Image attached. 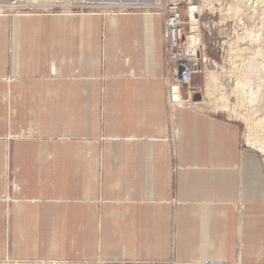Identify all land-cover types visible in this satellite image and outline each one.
Here are the masks:
<instances>
[{
	"label": "crops",
	"instance_id": "0c3cea01",
	"mask_svg": "<svg viewBox=\"0 0 264 264\" xmlns=\"http://www.w3.org/2000/svg\"><path fill=\"white\" fill-rule=\"evenodd\" d=\"M165 45L158 14L0 15V264H264L261 158L168 103Z\"/></svg>",
	"mask_w": 264,
	"mask_h": 264
},
{
	"label": "rangeland",
	"instance_id": "374dc122",
	"mask_svg": "<svg viewBox=\"0 0 264 264\" xmlns=\"http://www.w3.org/2000/svg\"><path fill=\"white\" fill-rule=\"evenodd\" d=\"M173 5L185 21L189 12L193 24L197 21L195 34L189 36L192 42L198 38L201 72L195 76L200 78L201 85L194 87L191 81L189 89H181L180 100L173 98L172 68L165 62L168 103L199 106L212 115L238 123L241 147L259 154L264 171V0H0V15L105 17L148 13L158 14L163 23L165 11ZM4 264L88 263L7 260Z\"/></svg>",
	"mask_w": 264,
	"mask_h": 264
},
{
	"label": "built area",
	"instance_id": "2783aa9c",
	"mask_svg": "<svg viewBox=\"0 0 264 264\" xmlns=\"http://www.w3.org/2000/svg\"><path fill=\"white\" fill-rule=\"evenodd\" d=\"M185 21L177 6L165 11L163 28L166 34L165 62L172 68V97H179L181 89H189L194 76L201 72V54L198 49V38L190 41V36L197 30V21L193 24L190 18ZM181 98L179 97V100Z\"/></svg>",
	"mask_w": 264,
	"mask_h": 264
},
{
	"label": "bare ground",
	"instance_id": "6f19581e",
	"mask_svg": "<svg viewBox=\"0 0 264 264\" xmlns=\"http://www.w3.org/2000/svg\"><path fill=\"white\" fill-rule=\"evenodd\" d=\"M189 13H190V12H189ZM194 14H195V15H198V11H197V12H195ZM190 18H191V17H190ZM191 36H192V35H191ZM191 36H190V38H189V39H190V41H191ZM191 42H192V41H191ZM194 42H195V41H194ZM258 126H259V125L257 124V127H258ZM253 127H254V126H253ZM255 140H256V139H255ZM255 140H253L252 142H255ZM259 146H260V145H259Z\"/></svg>",
	"mask_w": 264,
	"mask_h": 264
},
{
	"label": "water",
	"instance_id": "95a60500",
	"mask_svg": "<svg viewBox=\"0 0 264 264\" xmlns=\"http://www.w3.org/2000/svg\"><path fill=\"white\" fill-rule=\"evenodd\" d=\"M192 12H194V8H192Z\"/></svg>",
	"mask_w": 264,
	"mask_h": 264
}]
</instances>
